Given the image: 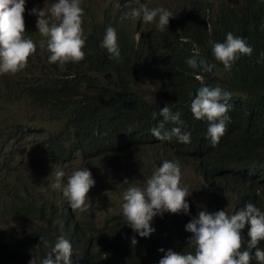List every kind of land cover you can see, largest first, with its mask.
<instances>
[{
  "label": "trees",
  "instance_id": "1",
  "mask_svg": "<svg viewBox=\"0 0 264 264\" xmlns=\"http://www.w3.org/2000/svg\"><path fill=\"white\" fill-rule=\"evenodd\" d=\"M140 2L143 3L141 0ZM136 6L135 0H108V5L97 15L96 5H89L86 0H82V20L86 36L82 48L83 59L62 65L50 64L47 62V49L40 48L37 44L36 51H41L45 56L36 58L35 51L29 62L39 63L46 73L42 78L30 81L33 71L26 65L18 83L8 84L3 92L0 87V100H6L11 107H16L23 99H27L31 105L42 109L45 116H57L60 124L66 120L62 113L71 110L77 113L78 116L68 122L69 129L76 134L77 149L69 146L64 150L56 143L62 140L63 134H54L48 144L47 158L64 157L78 152L87 157L90 163H104L107 160L106 157L103 158L105 155L89 152V142L100 134L107 145L106 156H109L113 146L108 144L103 134H115L123 130L128 133L126 150L129 151L130 158L144 155L137 148L128 146L133 141L155 149L177 150L175 153L182 151L184 156L182 152L177 155L185 159V165H194L201 159L200 161L211 164V172H224L229 165L255 174L257 179L251 180L249 185L257 190L261 181H264V60L257 62L260 54L264 53V0H242L233 4L228 13L221 10L216 15L202 17L195 28L190 25L194 22L191 12H180L171 17L170 29L157 35L145 29L148 23L140 21L150 45L146 52L143 43L137 40L133 20L121 19L124 13ZM46 10L45 8L44 11ZM109 25L116 29L119 59L110 60L108 53L99 46L105 28ZM228 25L231 27L228 28ZM228 31L246 38L253 49L251 55H240L230 71L225 70L223 64L211 55L209 43L220 40ZM26 37L35 42L44 39L36 27L29 28ZM194 49L198 50L200 57L216 65L211 72L192 69L185 63L186 58L193 55ZM104 76H112L119 84L106 83ZM65 77H69L66 80L75 82L77 86L68 85L62 80ZM154 80L158 82L157 92L153 96L142 93L140 86ZM203 82L219 84L232 93V100L228 101L234 102V106L229 109L231 122L227 125L224 139L220 138L221 144L218 147H211L205 139L207 121L195 119L188 107L195 90ZM82 84L86 85L89 94L74 101V93ZM165 103L169 104L173 112L180 111L184 122L181 127L191 133L190 143L177 142L175 137L171 140H159L152 135L150 129L162 120L159 108ZM199 123H202L201 126ZM170 126L175 125L164 122L165 128ZM33 127L36 126L18 125L16 130H12L14 126L10 119L3 124L0 121V161L7 162V156L12 151L17 153L18 146L27 132H32ZM65 135L69 136V132L66 131ZM34 177V174L24 170L18 173V178L28 184L26 197L13 185L0 186L1 220L13 223L15 218L24 217L29 222L33 216L36 220V224L30 225L29 233L25 235L15 226L0 230V264H28L33 254L42 258L60 235H64L72 244L73 264H156L164 254L158 251L161 247L165 250L171 248L173 251H194L187 244V237L191 233L184 229L186 220H179L172 215L169 224L164 226L154 217L152 226H158L159 231L161 228L162 235H137V243L131 245L130 237L135 233L125 224L121 211L106 214L103 224L98 223L94 220L98 205L90 196L86 201L90 212L86 213L83 220H79L72 217L71 207L55 208L53 200L40 204L30 190ZM13 179L16 185L18 179L15 176ZM135 179L132 177L129 184L134 183ZM187 187L191 191L189 184ZM223 191L224 188L214 190L206 201ZM195 200L196 203L189 208L192 215L194 210L197 213L201 208L200 199L197 197ZM205 205L210 211L211 205ZM259 205L264 207V204ZM172 217L177 220H171ZM244 231L245 229L242 230L243 236ZM44 240L49 242L48 247H45ZM37 245L39 247L36 252ZM259 247L264 248V243ZM250 264H255V261H250Z\"/></svg>",
  "mask_w": 264,
  "mask_h": 264
},
{
  "label": "clouds",
  "instance_id": "2",
  "mask_svg": "<svg viewBox=\"0 0 264 264\" xmlns=\"http://www.w3.org/2000/svg\"><path fill=\"white\" fill-rule=\"evenodd\" d=\"M81 2L82 0H53L47 10L50 15L46 14L43 8L33 7L29 11L30 14L36 15V25L25 28L22 14L25 12L26 0H0V74L16 73L24 69L27 58L36 51L37 44L40 48L47 49L49 53L47 62L50 64H65L83 59L82 48L86 36L82 28L84 9L81 7ZM135 3L137 6L124 13L121 19L131 18L133 21L139 19L143 23H148L145 29L154 35L170 29L171 17L180 12L183 14L191 12L194 22L190 25L195 28L202 17L216 15L222 10V7L208 0H187L186 3L189 5L184 3L183 7L179 11L174 10L173 14L163 6H148L145 4L147 2L141 3L140 0H135ZM35 27L44 37L38 42L26 37L27 30ZM209 43L211 55L215 60L220 61L227 71L231 70L232 64L240 55H251L253 51L246 38L231 31H228L220 40ZM99 46L108 53L110 60L119 59L120 48L117 43L116 29L113 26L109 25L105 28ZM261 60H264V53L260 54L257 62ZM185 63L192 69L199 68L201 72H211L216 67L214 63H209L200 57L198 50L195 49L193 55L186 58ZM197 78L200 79V76ZM148 94L153 96L151 93ZM229 99L232 100V93L229 90L222 88L219 84L210 85L203 82L195 90L188 105L195 119L207 121L205 139L211 147H218L221 144L220 138L224 139L226 136L224 133L228 123L231 122L229 109L234 106V102L228 103ZM159 114L162 120L150 129L154 137L159 140H171L175 137L177 142L190 143L191 133L181 127L184 122L181 120L179 110L173 112L169 104L165 103L159 108ZM164 122H172L175 126L165 128ZM199 124L201 126L202 123ZM127 135L128 133L126 138ZM103 136L107 138L108 144L113 146L112 153L114 150H126V143L115 144L112 139H109L108 134ZM128 146H133L139 150V153H144L147 168L144 182L142 179H135L134 183L129 184L121 194L122 216L126 221L125 224L135 233L130 237L131 245L137 243V235L148 237L155 231L152 226L155 216H162L165 212H179V220L187 221L184 229L191 233L187 237V244L194 251H173L171 248L165 250L161 247L158 251L164 254L156 264H250V261H255V264H264V248L259 247L261 243H264V207L260 205L257 207L250 200L252 192L249 190V183L257 179L255 174L251 172L215 173L211 172V164L202 163L200 167L210 176L211 183L218 190L226 186L237 187L233 194L230 193L224 198L225 208L229 211L225 208L209 211L203 202L207 199L202 192L205 187L198 182L190 185L191 191L187 187L188 180L185 178V173L188 169L193 171L191 166L197 167V165H185L181 161L182 158L175 152L160 150L158 153L163 161L158 166L148 153L152 151V146L135 141ZM88 150L94 154L107 155V145L100 134L98 138L89 142ZM80 157L84 156L78 154V158ZM126 157L128 161L134 159L129 157V153ZM21 170L23 169L19 171ZM53 176L50 186L61 190L71 209L85 211L88 208L86 201L89 198V190L95 185L90 169L86 166L75 168L66 176V182H64L62 179L65 178L64 168L56 164ZM215 178L223 182H217ZM137 181H142L143 184L140 185ZM123 182L128 184V178H125ZM261 182L257 190H264V181ZM197 197L202 199V207L196 215H192L189 208L196 203ZM166 219L169 220V217ZM43 243L45 247H48L47 240ZM38 247L39 245L36 246V252ZM71 257L72 244L68 238L60 235L42 258H37L33 254L28 264H73Z\"/></svg>",
  "mask_w": 264,
  "mask_h": 264
},
{
  "label": "rangeland",
  "instance_id": "3",
  "mask_svg": "<svg viewBox=\"0 0 264 264\" xmlns=\"http://www.w3.org/2000/svg\"><path fill=\"white\" fill-rule=\"evenodd\" d=\"M86 1L89 5H96L97 15L101 14L100 11L106 5H108V0H86ZM141 1L143 3L147 2L145 4H148V6H152V7H156V6L166 7L172 12V14L174 10L170 9L169 7L179 11L183 7L184 3L187 2V0H141ZM208 1L214 2L216 5H219L220 7H222L224 4V0H208ZM241 1L242 0H231L232 4H235ZM51 2H53V0H26L25 6H24L25 12L22 14L24 16L25 28L31 25H36L37 17L35 14H30L29 10L32 9L33 7H36L39 9L46 8L48 10V5L51 6L50 4ZM186 5H189V3H186ZM47 10L45 13H47ZM82 28H83V33H84L83 20H82ZM33 54L34 53L30 54V56L27 58V67H32L31 70L33 71V75L30 77V81L34 79L42 78L43 74L46 73V70H43L39 63L29 62V59ZM44 56L45 55L41 51H36L35 53L36 58L44 57ZM22 71L23 70L18 71L16 73L0 74L1 92L6 90L8 84L14 85L18 83L23 75ZM108 77L109 78H107V76H104V80H107L106 83L110 85L112 83H115L116 85L119 84V82L112 76H108ZM158 87H159L158 82L155 80L150 81L146 86H141V88H143L142 92L145 91L151 94L157 92ZM1 118L5 120L3 123H5L6 120H9V119L13 122L14 128H12V130H16L17 129L16 126L18 125L23 126V127H26V126L30 127V126L35 125L36 127H40V129L34 132L36 134L32 132H27V135L25 136L24 140L18 146L17 153L14 154V152L12 151L11 153L8 154L7 157H11L12 158L11 161L8 160L7 162H0V185H4L5 184L4 182L6 181L7 182L12 181V177H7V175H10L11 173L18 174L19 170L23 169L27 173H30V174L35 173L34 175L36 176V178H38L36 180L37 183L35 185L33 184L35 188L32 187L30 190H31V193L34 194V197L39 203L44 204L46 201L53 200V204L55 208L61 207V206L70 207L67 199L62 195L61 190L53 189L50 186L51 181L54 179L53 173H54L55 166L58 163H56L51 158H47V156L43 154V145L45 144V141H46L45 140L46 139L45 130L51 131V132L55 131L59 127L60 122H61L59 118L57 116H53V117L45 116L42 109L37 108L34 105H31V102L27 99H23V101L19 103L16 107H11L7 103L6 100H3V101L0 100V119ZM27 120H30V121H27ZM41 128H45V129H41ZM113 135H115V137H113ZM108 137L109 139H112L115 144L124 145L126 143V132L123 130H120L119 132L115 134H108ZM96 138H98V134L93 139H96ZM34 142L38 143L37 147L32 145ZM111 156H116V158H114L111 163L104 162V163L95 164V165L90 164L88 166V165H85L86 163H89L88 159L84 157H80V158H77L78 163L72 164L69 166H64V167L62 166L65 171V178H62L64 182H66V176L69 175L73 169L81 168L85 166L90 169L92 176L95 179V185L90 188L89 193H88L89 197L91 196L92 193H93L92 197H95V198L99 195H103L106 197V198L100 197V200L97 203L98 205L97 215H96L97 217H95L94 220L98 223L102 222L103 220L102 218H104L106 214H111L114 212L121 211L120 209V204L122 202L121 194L123 190L126 188V185H125L126 183H124L123 180L125 178H128L129 180V175L131 172L129 168H126V165L124 166V164L122 165L119 164V163H126V161H128L126 157V150H114ZM191 171L192 170L190 169L187 170V173H185V178H187V180L193 178L194 180L193 183L195 184L197 183V181L195 182L197 175L195 174L194 171L192 172ZM194 176L196 177L194 178ZM137 182L140 185H142L144 181L143 182L137 181ZM4 186L2 188H4ZM44 190H45V193H44ZM56 190L59 191V192L57 191L58 194ZM49 191L50 193L52 192V195L49 193ZM41 194L42 196H40ZM64 199L67 202H65ZM60 200L61 202H59ZM113 202L114 204L116 203L117 205L113 206L114 205ZM260 204H264V202H260ZM113 209H115L116 211ZM88 210L89 209L87 208L85 211L81 212L78 210L73 211V209H71L72 217L78 218L79 220H83V218L86 216V213H88ZM54 211H57V210L55 209ZM162 224L164 226H167L169 224V220L168 219L163 220ZM10 226H15L22 235L28 234L30 230V225L29 227H26V226L18 227L14 223L12 224L11 222H9L8 220L0 219V230H5L6 228Z\"/></svg>",
  "mask_w": 264,
  "mask_h": 264
},
{
  "label": "bare ground",
  "instance_id": "4",
  "mask_svg": "<svg viewBox=\"0 0 264 264\" xmlns=\"http://www.w3.org/2000/svg\"><path fill=\"white\" fill-rule=\"evenodd\" d=\"M233 4H232V2H231V0H224V4H223V6H222V10H224L226 13H228V12H230V7L232 6ZM135 6V5H134ZM170 9H172V10H175V9H173V8H171V7H169ZM228 28H230L231 27V25H228L227 26ZM133 28H134V31H135V34L137 35V37H138V39L143 43V46H144V48H145V52L147 51V49L150 47V45L148 44V39H147V36H146V33H145V30L142 28V26H141V22H140V20L139 19H137V20H135V21H133ZM165 33H166V31H165ZM138 34H139V36H138ZM165 35V34H164ZM128 44H129V42H128ZM132 46V45H131ZM147 55V54H146ZM148 57V56H147ZM148 59L150 60V58L148 57ZM60 65H62V64H60ZM32 68V67H31ZM29 69V68H28ZM69 77H65V78H63L62 80L63 81H66L67 83H68V85H72V86H77V84L75 83V82H73V81H70V80H66V79H68ZM107 78H109L108 76H107ZM47 79V78H46ZM58 85V84H57ZM57 89V88H56ZM89 94V91H88V89H87V87H86V85L85 84H82V85H80V87H77V91H76V93H74V97L72 98L74 101H79V100H81L84 96H86V95H88ZM121 104L122 103H120V108H121ZM119 108V109H120ZM83 110H85V109H83ZM133 111V110H132ZM130 111H128V113H129ZM62 115H63V117L66 119L65 120V123H61L60 125H59V127L55 130V131H47V130H45V134H46V141H45V144L43 145V154H45V156H47V148H48V144H49V141L52 139V137H53V135L54 134H60V135H62L63 134V137H62V140H60V142H56L57 143V145L58 146H60L61 148H63L64 150L65 149H67V148H69V146H72V147H74V149H77V147H76V145H75V143H76V134L72 131L71 132V130L69 129V127H68V122L69 121H73V119L74 118H76L78 115H77V113L75 112V111H69V112H67V113H62ZM125 117V116H124ZM123 119V118H122ZM0 121L2 122V124H3V122L5 121V120H3L2 118L0 119ZM48 122V121H47ZM71 126V125H70ZM40 129V127H34V128H31V131L34 133L35 131H37V130H39ZM41 129H45V128H41ZM66 131H68L69 132V136H66L65 135V132ZM25 132V131H24ZM34 134H36V133H34ZM33 134V135H34ZM66 137H67V139H66ZM113 137H114V135H113ZM27 145V144H26ZM32 145H34V146H38V143L37 142H34ZM25 146V145H24ZM148 146V145H147ZM171 149H175V148H171ZM179 149H181V148H179ZM160 150H166V149H155V148H153L152 147V151H148V149H144V151H148V153L154 158V160L157 162V164H158V166H159V164L163 161L162 160V158H161V156L159 155V151ZM177 151V150H176ZM175 151V152H176ZM182 152V151H181ZM181 152H177L178 154H180ZM127 153H129L128 151H126V154ZM176 153V154H177ZM187 153H189V152H187ZM191 153V152H190ZM189 153V154H190ZM181 154H183V156H184V152H182ZM186 154V153H185ZM192 154V153H191ZM158 155V156H157ZM194 156H195V154H193ZM193 155L191 156V157H193ZM123 156V155H122ZM180 156V155H179ZM107 158V160H105V163H111L112 162V160L114 159V158H116V156H104L103 158ZM135 157V156H134ZM138 157V156H137ZM157 157H158V159H157ZM181 157V156H180ZM185 157H187V156H185ZM184 157V158H185ZM78 152H77V154H76V152L75 153H73V154H68V155H66V156H64V157H56V156H53L51 159H53L56 163H58L59 165H61V166H69V165H72V164H76V163H78ZM196 158H199V157H196ZM195 158V159H196ZM7 159L9 160V161H11L12 160V158L11 157H7ZM194 160V159H193ZM201 160V159H200ZM200 160H198L196 163H194V165L196 164L197 165V167H193V166H191V169H193V171L195 172V174L197 173V177L196 176H194V178L196 177V179H195V182L197 181L198 183H201L205 188L202 190V192H203V194L206 196V198L209 196V195H211V194H213V192H214V190H216L217 188L214 186V184L213 183H211V181H210V176L205 172V170L203 169V168H201L200 167V165L202 164V163H205V161L204 162H202V161H200ZM145 161H146V156H141V157H138V158H134L133 160H129V161H126V163H119L120 165H122V164H124V166L126 165V168H129L130 170H131V172H130V175H129V182H131V178L132 177H134V178H136V179H144V178H146V172H147V168H146V166H145ZM181 161H183V162H185V159L183 160H181ZM189 163V162H188ZM94 165V163H86L85 165ZM124 166H122V167H124ZM192 172V171H191ZM227 172H233V174H235V173H240V174H243L242 172H243V169H238V168H235V167H233V166H229L228 165V169H226V171H224V172H221V173H227ZM219 173V172H218ZM32 174H35V173H32ZM193 175V174H192ZM238 175V174H237ZM5 176V175H4ZM14 176L18 179V181L16 182V185L14 184V182L13 181H6V182H4L5 184V186L6 185H15V187L14 188H17V189H19L20 191H21V193L26 197V194H27V191H28V188H27V185L25 184V181L23 182V181H21L19 178H18V174L17 173H11L10 175H7V177H13L14 178ZM12 178V179H13ZM35 178V180H32V182H31V184H36L37 182H36V180L38 179V178H36V177H34ZM253 179V178H252ZM2 180V179H1ZM8 180V179H7ZM10 180V179H9ZM14 180V179H13ZM23 180V179H22ZM145 180V179H144ZM30 181V180H29ZM193 178L192 179H188V184L189 185H192L193 184ZM215 181H217V182H223V180H219V179H217V178H215ZM3 182V181H2ZM21 183V185H18V183ZM30 184V183H29ZM126 185V187H128L129 186V183L128 184H125ZM30 186V185H29ZM37 186H39V185H37ZM32 187L33 188H35V186H33L32 185ZM31 187V188H32ZM111 187V186H110ZM109 187V188H110ZM42 188V187H41ZM36 189H38V188H36ZM236 189H237V187L236 188H229L228 186H226V187H224V191L222 192V193H220V194H218V195H215V196H212L210 199H208L207 201H206V199H205V201H203V202H205V203H207V204H209V205H211L210 207H211V209H210V211H215V210H219V209H222V208H225V200H224V198H226V196H228V194H230V193H234L235 191H236ZM42 190V189H41ZM249 190L252 192L251 193V197H250V200L257 206V207H259V204H260V202H264V190H253V186H251V187H249ZM30 191V190H29ZM43 191V190H42ZM58 190H56V192H57ZM105 191H107V190H105ZM37 192V191H36ZM47 192V191H46ZM59 192V191H58ZM58 192H57V194H58ZM39 193V192H38ZM44 193H45V190H44ZM49 193H50V191H49ZM21 194V195H22ZM48 194V193H47ZM51 195H52V192L50 193ZM93 194V193H92ZM92 194H91V197H92ZM33 195V194H32ZM37 195H39V194H37ZM28 196V195H27ZM40 196H42V194L40 195ZM54 196V195H53ZM33 197H34V195H33ZM100 197L101 198H106L105 196H103V195H99V196H97L96 198L95 197H93L94 198V200H95V203L97 204L98 202H99V200H100ZM54 198V197H53ZM199 199H200V201H201V204H200V206L202 207V199L200 198V197H198ZM223 198V199H222ZM15 200H16V198H14ZM58 199V198H57ZM65 200V199H64ZM56 202V201H55ZM59 202H61V200L59 201ZM65 202H67L66 200H65ZM111 202V201H110ZM115 202V201H114ZM114 202H113V204H114ZM112 203V202H111ZM110 203V204H111ZM41 204V203H40ZM56 204V203H55ZM106 204V203H105ZM60 205H61V203H60ZM109 205V204H108ZM117 204L115 203L113 206H116ZM89 206V205H88ZM193 207V206H192ZM108 208V207H107ZM110 208H111V206H110ZM116 208V207H115ZM89 209V208H88ZM119 209V208H118ZM113 210H115V209H113ZM194 210V209H193ZM225 210H228L229 211V209H226L225 208ZM233 210H235V209H233ZM73 211H75V210H73ZM116 211V210H115ZM21 212V211H20ZM90 211L88 210V213H89ZM111 212V211H110ZM19 213V212H18ZM195 213H196V211L194 210V214L193 215H195ZM21 214V213H20ZM96 214H97V212H96ZM112 214V213H111ZM30 215V214H29ZM172 215H174V216H176L178 219H179V212L178 213H171V212H165L163 215H162V217H160L161 215H157V216H155V218H156V221H158V222H160V223H162V221L163 220H165L167 217H171ZM18 216H19V214H18ZM31 216H33V215H31ZM28 218H29V216H27ZM103 217V216H102ZM33 219H32V221L30 222H28V219H26V218H24V217H18V218H15L14 219V221H13V223L17 226H19V227H24V226H26V227H29V225H32V224H36V220H35V218H34V216L32 217ZM36 219H37V217H36ZM103 219V218H102ZM106 219V218H105ZM171 220H173V221H176L173 217L171 218ZM38 221V220H37ZM40 221H43V220H40ZM104 220H102V222H103ZM101 222V223H102ZM170 222V221H169ZM12 223V224H13ZM42 223V222H41ZM44 223V222H43ZM103 224V223H102ZM99 225V224H98ZM174 225H176L177 226V224H174ZM81 226H82V224H81ZM154 228H155V231L154 232H152L151 234L152 235H157V234H160V235H162V230H161V228H160V231L158 230V226H153Z\"/></svg>",
  "mask_w": 264,
  "mask_h": 264
}]
</instances>
